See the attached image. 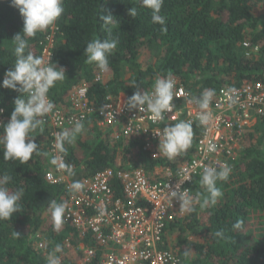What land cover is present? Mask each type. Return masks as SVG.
Returning <instances> with one entry per match:
<instances>
[{"label": "trees", "instance_id": "trees-1", "mask_svg": "<svg viewBox=\"0 0 264 264\" xmlns=\"http://www.w3.org/2000/svg\"><path fill=\"white\" fill-rule=\"evenodd\" d=\"M137 9L131 18L128 9ZM64 12L44 32L28 39L33 55L42 56L52 37L53 63L63 67L65 79L50 89L48 96L55 108H69V93L84 84L92 107L99 109L131 96L139 88L144 93L153 89L157 75L171 74L182 81L192 98L205 89L215 96L223 88L234 89L244 83L264 82V0H164L161 15L165 25L153 23L151 10L141 0H63ZM110 12L114 16L111 35L102 28L99 17ZM167 31L162 32L161 28ZM23 29V19L11 0H0V81L15 64L12 41ZM116 39L117 48L109 57V70L104 82H96L100 70L86 63L83 55L93 39ZM249 43L247 49L244 44ZM258 49L254 52V49ZM148 59V61H147ZM19 93L0 87V118L6 124ZM98 114L83 123L84 130L72 144H64L66 163L73 167L69 183L81 182L106 169L115 168L120 157L138 168L152 172L157 166L171 164V159H153L143 150L141 137L113 136V131L100 127ZM31 134L40 154H33L25 164L5 161L0 146V177L8 174L7 187L23 190L20 212L11 219L0 220V264H47V257L56 245L60 264H77L68 257L67 241L80 243L76 229L66 220L59 232L54 230L49 201L67 204L72 190L67 182L51 184L46 174L52 168L51 129L42 125ZM191 146L184 151L182 162L194 157L195 146L202 134L193 125ZM2 126L0 133H2ZM231 172L218 181L221 195L215 205L201 208L176 218L168 227L173 238L167 249L175 253L181 264H264V120L247 129L237 157L229 161ZM201 176L192 186L196 198L206 194ZM117 185V198L123 193ZM202 196L200 199L202 200ZM237 221L240 228H234ZM224 230L225 239L214 236ZM253 231L243 242L244 234ZM18 232L20 236H15ZM43 243V249H39ZM185 252L190 253L185 257Z\"/></svg>", "mask_w": 264, "mask_h": 264}, {"label": "built area", "instance_id": "built-area-1", "mask_svg": "<svg viewBox=\"0 0 264 264\" xmlns=\"http://www.w3.org/2000/svg\"><path fill=\"white\" fill-rule=\"evenodd\" d=\"M52 40L50 37L43 58L53 63ZM244 46L250 48L249 43ZM105 76L106 72L99 70L95 81L104 82ZM174 79L175 108L165 113L163 119L147 111L146 105L129 111L126 101L130 96L126 94L119 95L117 100L109 98L102 107L94 108L84 84L77 85L69 93V108H54L42 118L44 125L51 129V158L58 157V163L66 165L69 164L55 146L56 134L71 130L77 121L83 124L94 114H98L99 126L113 131L116 139L121 135L141 137L143 150L153 159L166 157L159 153V135L165 126L190 120L192 126L202 128L194 157L189 161L182 162L183 152L171 159V164L157 166L148 172L133 162L124 163L120 159L115 168L83 179L80 182L83 187L79 191L72 190L65 208L66 220L76 229L79 239L84 240L76 246L67 241L66 249L68 257L77 264H181L179 257L167 249L166 233L169 225L187 212L181 209L171 192L187 190L195 199L192 186L202 176L203 169L229 165V161L237 157L247 129L264 120V82L220 89L208 110L212 120L204 126L198 120V106L189 103L191 94L180 78ZM2 124L0 118V127ZM210 144L216 145L215 151H207ZM185 176L190 179L184 180ZM46 179L51 184L67 182L69 187L71 185L68 171L54 164L47 171ZM115 183L119 184L122 197L117 198ZM38 248L43 249V243H39Z\"/></svg>", "mask_w": 264, "mask_h": 264}, {"label": "clouds", "instance_id": "clouds-1", "mask_svg": "<svg viewBox=\"0 0 264 264\" xmlns=\"http://www.w3.org/2000/svg\"><path fill=\"white\" fill-rule=\"evenodd\" d=\"M144 7L151 10L153 23L165 25V18L160 14L164 0H141ZM11 6L18 9L23 19V29L17 33L12 41L15 44L14 54L16 57L14 66L5 72L0 87L19 93L14 99V109L9 121L2 125L0 133V146H2L3 159L5 161H19L21 164L27 163L33 154L39 155V146L31 134L38 128L43 132L42 125L45 121L42 119L47 114L53 112L54 103L49 99L50 89L55 87L56 83L63 81L66 76L65 69L56 63L46 62L42 56L33 55L31 51L26 54L28 49V39L35 37L38 32H44L53 25L64 12L63 0H11ZM128 15L134 18L137 15V9L130 7ZM102 22V28L111 35L112 27L115 23L114 16L107 12L106 15L99 17ZM162 32L167 31L166 27L161 28ZM116 39H93L87 43L83 55L86 57V63L95 65L102 72L109 70V57L117 48ZM176 80L169 74L167 76L157 75L153 85V91L144 93L139 90L134 92L126 101L129 111L137 110L146 105V110L155 117L163 119L165 113H171L174 108V89ZM215 96L213 89H205L199 97H194L189 103L198 106V120L200 125H208L212 120V114L208 111L210 103ZM3 110L0 109V112ZM84 130V125L77 121L71 130H64L56 134L55 146L60 152H65L64 144H72L77 135ZM193 128L192 121L181 120L165 126L161 135H159V153H162L169 159H173L186 151L192 143ZM216 150L215 144H210L207 151ZM59 158H53L51 163L57 165L59 169H66L71 174V166L58 163ZM231 172L227 164L218 166H206L200 179V184L204 187L206 194H199L197 198L189 195L187 190H173L171 195L176 197L183 211H195L194 205L199 203L203 209L209 205H215L221 192L217 187V182L226 180ZM190 177L185 176L184 180ZM11 177L4 174L0 177V220H8L14 214L20 212L19 201L22 198L23 190L19 189L12 192L7 187ZM83 185L75 181L70 185L71 190L79 191ZM202 196V200L200 199ZM66 205L57 203L55 200L49 201V211L51 212L54 230L59 232L63 224V217ZM241 222L237 221L234 228H240ZM15 236H20L18 232ZM214 236L219 239H225L224 230H218ZM61 251V246L56 248L47 257V264H60V259L56 253ZM185 257L190 253L185 252Z\"/></svg>", "mask_w": 264, "mask_h": 264}, {"label": "rangeland", "instance_id": "rangeland-1", "mask_svg": "<svg viewBox=\"0 0 264 264\" xmlns=\"http://www.w3.org/2000/svg\"><path fill=\"white\" fill-rule=\"evenodd\" d=\"M147 61H148V59H147ZM120 159H122V157H120ZM170 234H174V233H172V232H168V235H170ZM253 235V231L252 230H249V231H247L245 234H244V238H243V242H244V240H245V244L248 246V245H252L255 241H252V240H247L246 239V237H248V236H252ZM168 239H169V248H171V246H172V242H173V238H171V235L168 237ZM72 257H73V254H72Z\"/></svg>", "mask_w": 264, "mask_h": 264}]
</instances>
